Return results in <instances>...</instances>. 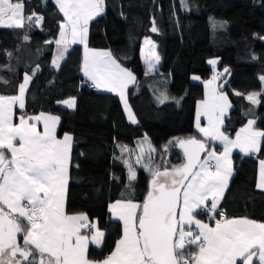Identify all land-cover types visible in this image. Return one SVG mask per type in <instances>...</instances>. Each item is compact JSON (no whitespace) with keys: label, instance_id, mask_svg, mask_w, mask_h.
<instances>
[{"label":"trees","instance_id":"16d2710c","mask_svg":"<svg viewBox=\"0 0 264 264\" xmlns=\"http://www.w3.org/2000/svg\"><path fill=\"white\" fill-rule=\"evenodd\" d=\"M24 4L25 15L34 11L43 20L34 27L26 19L21 28L0 25V95L16 94L25 74L35 70L26 86L24 111L54 114L59 118L57 135L71 134L65 211L84 212L94 222L98 219L105 232L100 247L89 245V258H103L121 234V222L111 218L109 203L129 198L140 203L148 190L149 173L139 166L129 195L123 161L130 153L122 152L120 146L133 148L147 136L157 150L151 155L163 169L185 164L183 149L173 138L207 139L194 125L204 87L192 77L209 78L213 71L210 59L218 61L217 85L230 73L222 89L231 103L227 133L232 136L248 119H255L256 127L264 130V97L257 96L260 103L255 105L246 99L264 87L259 79L264 76V40L259 39L264 37V0H187V7L181 0H105L104 13L89 22L87 45L107 49L135 75L126 97L136 122L127 120L116 93L89 87L91 82L80 71V44L67 45L58 77L52 78L56 45L46 41L57 39L63 14L54 0H24ZM153 21L156 32L151 31ZM143 37L155 42L160 58L158 70L147 76V63L140 56ZM161 93L167 96L164 103L157 101ZM70 97L75 98V107L58 103ZM169 141L173 145L165 154L163 146ZM231 159L233 174L219 207L226 218L264 222V189L256 186L257 163L264 160V147L252 155L234 151Z\"/></svg>","mask_w":264,"mask_h":264},{"label":"snow or ice","instance_id":"6c2138e0","mask_svg":"<svg viewBox=\"0 0 264 264\" xmlns=\"http://www.w3.org/2000/svg\"><path fill=\"white\" fill-rule=\"evenodd\" d=\"M55 3L65 22L60 24V38L46 41L56 45L53 65L59 67V61L65 59L69 36L73 44H82L85 53L81 70L91 86L117 92L136 122L125 97L127 85L136 82L135 75L121 67L110 52L89 49L87 45L89 22L104 13L105 0H55ZM181 4L187 7V0H181ZM24 8V0H0V21L8 16L13 21L8 27L21 28L25 19L33 27L43 20L34 11L25 15ZM151 31H158L155 21ZM24 39L29 37L25 35ZM150 53L154 59L147 62L146 76L158 70L160 59L152 49ZM217 62L209 60L208 64L215 66ZM228 72L225 68L224 73ZM34 75L35 70L32 75L25 74L18 86V96L0 95V264H264V223L226 218L219 207L233 174L229 159L232 150L239 148L252 155L264 147V130L256 127L255 119H248L236 132L235 139L227 133L225 113L231 103L225 92L213 88L209 96L206 91L205 100L200 102L202 110L198 106L196 128L207 139L173 138L175 145L184 149L185 164L171 169L164 166L161 170L150 154L157 151L150 141L147 161L142 163L145 150L140 145L136 163L149 173L147 193L140 203L129 198L109 205V211L123 222L122 234L109 255L91 260L89 245L100 247L105 242V232L100 229L98 219L93 222L86 213L68 215L65 211L72 137L65 133L63 139H57L54 125L58 117H45L42 132L37 131L35 123H30L44 116L41 113L28 117L23 111L26 86ZM220 75L215 73L205 82L206 87ZM259 79L264 85V76ZM257 96L264 97V87L246 99L259 104ZM166 99L165 93L157 96L159 103ZM17 102L18 123H13L12 105ZM58 103L73 108L75 98ZM201 116L207 119L208 127H201ZM173 141L163 146L165 154ZM213 142L222 147V152H216ZM128 151L130 156L135 152ZM199 153H204L202 162ZM123 162L128 165L127 187L131 196L136 172L134 165L127 160ZM257 187L264 188V160H260ZM201 215L207 216L209 222L197 218Z\"/></svg>","mask_w":264,"mask_h":264},{"label":"crops","instance_id":"0c3cea01","mask_svg":"<svg viewBox=\"0 0 264 264\" xmlns=\"http://www.w3.org/2000/svg\"><path fill=\"white\" fill-rule=\"evenodd\" d=\"M55 1V0H54ZM63 22H65V18H64V16H63V20H62V22L61 23H63ZM13 23V21L11 20V19H9V17L8 16H5L4 18H3V20L2 21H0V25H3V26H7L8 24H12ZM59 32H60V30H59ZM60 37H59V34H58V36H57V39H59ZM56 39V40H57ZM68 44H73L72 42H71V37L69 36V39H68V43H67V45ZM77 44H79V43H77ZM81 46H82V54H81V64H82V61H83V57H84V53H85V49H84V46L82 45V44H80ZM88 48L89 49H92V48H90L89 46H88ZM96 50H102V51H106V50H104V49H100V48H98V49H96ZM81 64H80V71H81V74H82V76H84L86 79H88V77H86L85 75H84V73L82 72V70H81ZM122 67V66H121ZM125 68V67H124ZM53 71V75H52V78H56V77H58V69L57 70H52ZM214 75V74H213ZM213 75H211V77L210 78H208V79H206V80H204V79H199V80H195V81H200V82H202V84H203V87H204V89H203V97L197 102V104H196V109H195V116H194V125H195V127H196V114H197V109H198V106L201 108V110H202V108H203V105L202 104H200V102L201 101H204L205 100V93H206V91L209 93V96L211 95V90L213 89V88H215L216 90H217V92H220V91H222V90H220V89H218V85H217V83H218V81L217 80H214V81H212V83L211 84H209V85H207V87H206V85H205V82H207V81H209V80H211V78L213 77ZM89 81V80H88ZM89 82H91V81H89ZM129 84H131V83H129ZM128 84V85H129ZM128 85H127V87H128ZM127 87L125 88V97H126V89H127ZM96 88V87H95ZM96 89H99V90H102V91H107L106 89H104V88H96ZM113 93H116L117 95H118V97H119V94L117 93V92H113ZM19 95V92H17L16 94H14V95H2V96H5V97H12V96H18ZM119 99H120V97H119ZM126 99H127V97H126ZM5 102H7V101H5ZM120 102H121V105H122V108H123V111H124V113H125V116H126V118L129 120V121H132V118H130V116H129V113H128V111H126L125 110V106H124V104L122 103V101L120 100ZM127 103H128V101H127ZM19 105H18V102H17V104H14V105H12V111H13V123H18V121L16 120V117H15V115L17 116V115H19V112L17 111V110H15V108L16 107H18ZM128 106H129V104H128ZM129 108H130V106H129ZM24 111V110H23ZM130 111H131V113L133 114V112H132V110H131V108H130ZM229 111V110H228ZM228 111L225 113V115L228 113ZM25 112V111H24ZM27 113V112H26ZM41 113H43L44 114V116H41ZM27 116L28 117H36V116H41V119L39 120V121H36V120H31L30 121V123H35L36 124V127H37V131H40V132H42L43 131V120L45 119V117H57L56 115H54V114H51V113H47V112H37V113H27ZM133 116H134V114H133ZM134 119H135V116H134ZM58 122H59V120H58ZM58 122L54 125V128H55V135H56V137H57V139H63V137H64V135H65V133H68V132H64V133H62L61 135H57V133H56V130H57V126H58ZM133 122V121H132ZM247 123V121L243 124V125H241L235 132H234V134L232 135V136H230L232 139H235V135H236V132H238L245 124ZM201 127H208V122H207V119L204 117V116H201ZM197 129V128H196ZM68 134H70V133H68ZM71 135V134H70ZM216 150V149H215ZM222 147L220 148V150H216V152L217 153H220V152H222ZM234 151H238V152H240V153H243V154H245L244 152H241V150L239 149V148H234L233 150H232V152H234ZM232 152H231V154H232ZM246 155H248V154H246ZM203 157H204V155H203ZM203 157L201 158V162L203 161ZM230 166H231V168H232V172H233V165H232V159H231V155H230ZM261 160V159H260ZM260 160H258V163H257V175H256V186H257V183H258V179H259V170H260ZM213 163H214V161H213ZM214 170V169H213ZM195 171V170H194ZM231 178V177H230ZM230 180V179H229ZM228 183H229V181H228ZM67 187V186H66ZM258 188V187H257ZM259 189H264V188H259ZM65 197H66V189H65ZM115 201H117V200H115ZM115 201H112V202H110L109 203V205H111V204H114L115 203ZM109 208V207H108ZM5 210L6 211H8L7 210V208L5 207ZM110 212V211H109ZM74 213H84V212H72V213H67L68 215H71V214H74ZM110 216H111V218H113V219H116V216H115V213L114 212H110ZM198 219H201V220H204L205 222H209L208 221V217H197ZM232 218H247V217H232ZM229 219H231V218H229ZM247 219H249V220H253V219H250V218H247ZM118 220V219H117ZM92 221V220H91ZM254 221H257V220H254ZM94 222V221H93ZM121 222V226H122V230H123V222L122 221H120ZM257 222H261V221H257ZM211 223V222H210ZM261 223H264V222H261ZM213 226H214V224L213 223H211ZM122 230H121V234H122ZM121 234H120V236H121ZM120 236H119V238H120ZM118 238V239H119ZM117 239V240H118ZM116 240V241H117ZM96 246V245H95ZM97 247V246H96ZM114 248H115V245H114V247H113V249L111 250V251H113L114 250ZM110 251V252H111ZM110 252L107 254V255H109L110 254ZM107 255H105L104 257H106ZM103 257V258H104ZM89 258V257H88ZM103 258H100V259H92V258H89V259H91V260H102Z\"/></svg>","mask_w":264,"mask_h":264},{"label":"rangeland","instance_id":"374dc122","mask_svg":"<svg viewBox=\"0 0 264 264\" xmlns=\"http://www.w3.org/2000/svg\"><path fill=\"white\" fill-rule=\"evenodd\" d=\"M153 27V26H152ZM146 41H151L152 43L149 44L147 43ZM154 45V47H153ZM92 49H96V48H92ZM100 49H104V48H100ZM150 49H152V51H154L156 54H157V51H156V45H155V42H153L150 38L148 37H143L142 39V43H141V47H140V56H141V59L146 61V63L148 62L149 59H154V57L151 56V53H150ZM106 51H108L107 49H104ZM158 55V54H157ZM55 56V55H54ZM54 58V57H53ZM53 58H52V61H51V70H57L58 67H55L53 65ZM215 58V57H214ZM211 60V59H210ZM60 63V61H59ZM213 66V65H212ZM218 68H217V64L215 66H213V71H212V75L215 74V73H218ZM193 76H196V75H193ZM211 77V76H210ZM209 77V78H210ZM208 79V78H207ZM206 80V79H205ZM218 81V79H217ZM23 82V81H22ZM70 98H73V97H70ZM69 99V98H67ZM65 99V100H67ZM64 101V100H63ZM66 106V105H65ZM128 120V119H127ZM181 139H187V138H181ZM139 145H143V148L145 150V155L143 156V159H142V163L146 162L147 161V156H148V148H149V144H148V140L146 141L145 138H141L137 144L132 148L131 146L129 145H121L120 148L122 150V148L124 149L125 152H129L128 150H130V148H132V150H135V152L133 153L132 157L129 156L128 154L124 157V161L127 160L130 164L134 165V168H135V172L137 170V167L140 166V164H137L136 163V157L137 155L140 154V148H139ZM151 154V153H150ZM184 164V163H183ZM183 164H179L177 166H181ZM126 166V169H127V175L129 177V170H128V165L125 164ZM174 167V166H173ZM172 168V167H171ZM169 168V169H171ZM163 170V169H161ZM101 229V228H100ZM102 230V229H101Z\"/></svg>","mask_w":264,"mask_h":264},{"label":"water","instance_id":"95a60500","mask_svg":"<svg viewBox=\"0 0 264 264\" xmlns=\"http://www.w3.org/2000/svg\"><path fill=\"white\" fill-rule=\"evenodd\" d=\"M229 78H230V73H228V74L225 76V78H224V79L218 84V88H219L220 90H222V89L225 87V85L227 84ZM221 85H223V87H221ZM182 149H183V148H182ZM183 152H184V149H183ZM203 155H204V153H199L200 160H201V158L203 157ZM184 158H185V163H186V162H187V157H186L185 153H184ZM193 170H195V169H193ZM254 259H255V257H254Z\"/></svg>","mask_w":264,"mask_h":264},{"label":"built area","instance_id":"2783aa9c","mask_svg":"<svg viewBox=\"0 0 264 264\" xmlns=\"http://www.w3.org/2000/svg\"><path fill=\"white\" fill-rule=\"evenodd\" d=\"M89 87H91V88H93V86H91L90 84H89ZM221 208V207H220ZM222 210H223V208H221ZM224 211V210H223ZM205 217H207V216H205ZM217 219H220V217H217ZM211 223H213L214 224V221H212Z\"/></svg>","mask_w":264,"mask_h":264}]
</instances>
